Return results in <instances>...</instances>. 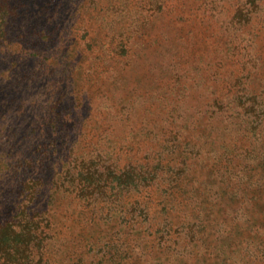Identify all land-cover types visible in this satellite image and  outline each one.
Returning a JSON list of instances; mask_svg holds the SVG:
<instances>
[{
    "label": "rangeland",
    "instance_id": "374dc122",
    "mask_svg": "<svg viewBox=\"0 0 264 264\" xmlns=\"http://www.w3.org/2000/svg\"><path fill=\"white\" fill-rule=\"evenodd\" d=\"M0 264H264V0H0Z\"/></svg>",
    "mask_w": 264,
    "mask_h": 264
},
{
    "label": "trees",
    "instance_id": "16d2710c",
    "mask_svg": "<svg viewBox=\"0 0 264 264\" xmlns=\"http://www.w3.org/2000/svg\"><path fill=\"white\" fill-rule=\"evenodd\" d=\"M2 236H3V234H1V232H0V251L2 250V252H4V251H6V248H3V245H4V243H3V239H2Z\"/></svg>",
    "mask_w": 264,
    "mask_h": 264
}]
</instances>
